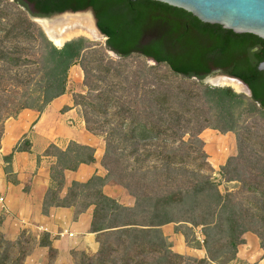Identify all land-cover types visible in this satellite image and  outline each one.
<instances>
[{
    "label": "trees",
    "instance_id": "trees-1",
    "mask_svg": "<svg viewBox=\"0 0 264 264\" xmlns=\"http://www.w3.org/2000/svg\"><path fill=\"white\" fill-rule=\"evenodd\" d=\"M17 1L38 17L91 9L98 29L107 38L106 46L121 58L139 54L152 59L157 64L166 65L175 75L187 79L195 78L201 85H204L201 81L211 76L214 71H220L243 82L251 91L252 103L256 106L259 104V109L264 111V71L258 70V65L264 62V40L256 36L239 35L218 25L201 23L183 10L149 0ZM29 5L33 6L34 11L29 10ZM4 38L18 42H22L19 39H23L29 44L35 42L39 46L40 56L35 58L28 49H19L17 46L0 49V65L8 67V75L0 74V137L3 132V121L17 117L26 109L41 114L54 99L66 93L68 71L78 63L87 43L83 39H77L57 48L40 33L34 34L31 27L22 21L4 31ZM33 84L40 87H29ZM6 85L7 87H2ZM203 93L219 118L216 126L192 123L190 120L182 121L181 116L190 110V98L193 96L191 93H188V97L184 100H180L182 101L180 109L171 104L173 98L168 90L159 87H151L145 91V97L150 103L144 104L142 109L135 110L132 106L121 103L120 100H113L116 114L123 120L126 118L130 120L128 128L126 122H121L120 127L124 131L119 139L124 144V150L130 148L128 157L135 158L137 162L159 165L158 167L164 170L154 175L152 184L156 185L157 193L153 196L149 195V191L144 194L146 199L152 200L149 207L154 220L148 225L128 221L123 225L129 227L128 232H151L155 230L151 228L176 222V219H164V216L169 214L170 209L183 205L185 195L190 192L201 193L205 186L210 184L208 180L199 182L195 179L179 177L180 166L191 159L188 155H178L177 150L168 148L176 144H185L183 140L185 135L192 140L205 128L221 132L236 131L237 121L230 111L229 104L239 102L241 96L228 87H204ZM111 102L112 100L108 103ZM124 116L128 117L124 118ZM193 124L199 127L193 128ZM195 140L199 142L198 139ZM111 142L107 139V150L111 147ZM148 146L156 147L157 150H146ZM188 147L196 154L190 161L192 164H196L198 158L204 159V163L196 165L195 170L203 171L204 166L209 170L210 167L205 162V154L200 150L197 151L191 142ZM51 150L56 151L58 156H54ZM19 152H30V143L25 138L8 156L4 157V162L10 164L13 155ZM44 156L56 158V161L50 165V188L53 184L58 188L51 193L50 198L47 199V195L44 198L43 214H47V209L50 207L73 208L72 200L78 196V193L73 192L75 189L91 190L86 195L90 199L86 208L93 207L90 233H101L108 228L104 221L109 210L132 211L122 208L103 193L105 180L98 176L91 177L85 183L72 182L63 199L60 200L56 196L64 186V172H75L81 165L94 163L92 148L71 142L65 150H60L52 144L45 150ZM242 156L240 152V155L233 160L240 161ZM104 167L109 171L105 163ZM259 177L261 179L257 180ZM253 179L254 181L242 180L243 188L254 197V200L249 202L254 214L248 217L250 222L264 226V170L251 180ZM146 180L145 174L140 176L139 185L142 183L146 187ZM96 184L98 185L94 190ZM164 188L166 191H160ZM225 220L227 238L222 240V246L231 249L230 256L235 259L237 247L242 242V232L239 230L240 217L232 212ZM2 222L3 218L0 217V227ZM9 246L10 244L0 233V264H24L27 254L23 253L21 257L11 259ZM40 246L49 247L48 238L44 243H40ZM159 249L153 245L139 243H132L129 246L128 244L102 246L97 254L85 257L86 261L83 264H154L155 261L156 264H173L183 260L176 254L166 250L162 252ZM49 251L54 250L49 247ZM149 255L153 259L149 258ZM150 260L152 263L149 262ZM197 263L206 264L204 260Z\"/></svg>",
    "mask_w": 264,
    "mask_h": 264
},
{
    "label": "rangeland",
    "instance_id": "rangeland-1",
    "mask_svg": "<svg viewBox=\"0 0 264 264\" xmlns=\"http://www.w3.org/2000/svg\"><path fill=\"white\" fill-rule=\"evenodd\" d=\"M29 14L30 12L26 8L13 0H0V49L17 46L19 49H28L30 54L35 55V58L40 56L37 43L29 44L23 39H19L22 42H18L4 38V31L22 21L31 27L34 34L40 33L47 39L45 36L47 27L43 23L33 22ZM61 22L63 20L56 22L55 26L58 25L57 27L63 33H69L67 35L69 40L83 39L87 42L78 63L68 71L64 95L66 99L72 101L73 108L83 121L85 128L90 130L88 132L99 139L104 148L100 168L103 176H99L105 180L102 191L107 197L116 201L119 206L132 211L109 210L104 221L105 226L108 227L105 231L101 233H90L89 231L82 237L83 248L81 250H76L78 248L76 245L74 250L61 257H58L55 251L44 253L38 250V244L47 241L44 231L41 232L39 240H36L34 234L26 229L22 230L15 240H9L8 236L4 235L0 229L4 240L10 244L8 248L11 259H17L24 253L27 254L24 264H83L86 261L85 257L97 254L102 246H119L120 244L129 246L132 243H139L159 247L162 252L166 250L183 259L173 264H198L197 262L200 260H204L206 264H264V226L257 222H250L248 216H252L254 211L250 208L249 202H252L254 197L242 185V180L254 181L251 179L260 175L264 170V111L254 105L246 93H239L241 100L229 104L230 111L237 121L235 132H221L205 128L192 140L188 135H185L183 139L185 144L168 147L170 150H177L178 155H188L191 160L195 158L196 154L188 147L190 142L197 151H202L210 169L208 170L204 166L205 170L199 172L195 170L196 165L203 164L204 159L198 158L196 164H192L188 159L189 162L180 166L179 177L195 179L199 182L208 180L210 184L205 186L201 193L194 194L189 191L190 193L185 195L184 204L170 209L169 214L164 216V219L172 218L176 219V222L151 228L155 229L152 230L153 232L133 231L130 233L128 232L129 227L123 226L126 222L133 221L140 225H148L150 221L154 220L149 207L152 200L146 199L144 194L148 191L152 196L157 193L156 185L152 184L154 175L156 176L164 170L158 167L159 165L150 162H137L135 158L128 157L130 148L124 150V144L119 139L124 131L120 127L121 122H126V128H128L130 120L128 118L123 120L116 114L113 100H120L121 103L128 104L135 110L142 109L144 104L150 103L145 97V91L151 87H159L168 90L173 98L171 104L180 109L182 105L180 100H184L188 97V93H191L193 96L190 98V110L181 116L182 121L190 120L192 123L216 126L219 123V118L203 93L204 87L213 86L201 85L196 79L175 75L166 65L157 64L139 54H132L127 58L115 57L106 51L105 39L98 36L88 38L84 33L76 36L73 33L75 29L63 30L65 24ZM77 29L79 28L77 27ZM23 54L27 55V53ZM7 73L8 67L0 65V74L8 75ZM2 87H7V85ZM29 87L40 86L33 84ZM215 88H223V86L218 85ZM110 100L112 102L108 103ZM65 110L66 108L63 109V111ZM12 119H16V117L3 121L0 142L4 133V124L8 120L11 122ZM56 125L58 126V124ZM193 125V128L199 127L196 124ZM30 130L32 131V129ZM55 132L51 135L52 138L58 140V143L53 145L57 148L64 146L65 143L57 138L58 135ZM107 139L112 141L109 150L106 147ZM145 149L157 150L156 147L150 146ZM142 150L143 148L140 152ZM50 152L54 156H58L56 151L51 150ZM240 152L243 155L242 159L240 161L233 160L240 155ZM49 158L47 160L50 161L49 163L56 161L55 157ZM104 163L110 173L104 167ZM0 165L3 167L6 182L16 184L15 174L12 172L10 164H6L4 160L1 164L0 159ZM143 174L147 176L146 187L143 186L144 184L142 185L143 180L140 185L138 183V178ZM260 179L259 177L257 180ZM97 185L94 186V190ZM57 188L56 184L51 186L49 192L46 193L47 199ZM89 191L91 190H73L78 193L76 199L72 200L74 217L80 211L84 213L87 210L86 204L90 199L86 195ZM160 191H166V189ZM60 192L56 196L59 197ZM232 212L240 217L239 230L242 232V242L237 247L235 259L230 256L231 249L222 246V240L227 238L225 219ZM7 216L6 209L2 208L0 204V217L4 221ZM138 228L148 229L147 227ZM89 236L91 243L87 241ZM155 255L159 257L158 254ZM148 257L153 259L151 255ZM149 262L152 263L151 260Z\"/></svg>",
    "mask_w": 264,
    "mask_h": 264
},
{
    "label": "crops",
    "instance_id": "crops-1",
    "mask_svg": "<svg viewBox=\"0 0 264 264\" xmlns=\"http://www.w3.org/2000/svg\"><path fill=\"white\" fill-rule=\"evenodd\" d=\"M73 107L72 101L62 95L54 99L41 114L24 110L16 119L11 122L8 120L4 124L0 142L1 164L3 158L8 156L22 139L25 138L30 143V152L15 153L10 162L16 184L6 182L3 167L0 165V197L4 198L3 206L8 213L0 227L2 233L8 236L9 240H15L20 232L26 229L39 240L41 232L44 231L49 247L58 257L68 254L76 245V250L83 248L81 240L90 231L93 208L88 207L76 217L72 208L50 207L47 214L42 213L43 201L50 187L49 166L54 163L47 161L50 158L44 156V152L50 145L58 143L51 133L56 131L57 138L65 143L64 146H58L61 150H65L71 142L94 150V163L81 165L75 172H64V186L58 199L65 197L72 182L85 183L93 176H103L100 171L104 153L101 141L86 131L83 121ZM87 241L91 243L90 236ZM49 247L38 244L40 252L47 253Z\"/></svg>",
    "mask_w": 264,
    "mask_h": 264
},
{
    "label": "water",
    "instance_id": "water-1",
    "mask_svg": "<svg viewBox=\"0 0 264 264\" xmlns=\"http://www.w3.org/2000/svg\"><path fill=\"white\" fill-rule=\"evenodd\" d=\"M161 4H165L169 7L180 9L188 14H191L194 18L204 24L218 25L225 30L232 31L235 34H250L264 40V0H149ZM82 17L87 16L90 19L92 27L99 35V37L107 38L101 33L97 27V21L91 9L83 11H66L60 14H55L50 17H38L30 12V19L38 24L42 22H52L57 19L65 17ZM43 27V26H42ZM44 29V28H43ZM45 33V29H44ZM67 34L60 33L56 34L55 42H51L46 36L47 40L57 48L63 47L66 43L72 40L65 41ZM106 51L111 53L115 57L121 58L120 55L111 51L105 44ZM152 60V59H150ZM153 61V60H152ZM156 63V62H155ZM259 71H264V62L258 65ZM218 78H228L239 82L243 85L247 92L246 95L251 99V91L249 88L240 80L225 75L220 71H214L211 76L206 77L202 84H209L213 87L216 85L215 81ZM195 79V78H192ZM199 82V81H198ZM222 87V86H221ZM235 92V91H233ZM236 93V92H235ZM239 94V93H236ZM260 108V105L257 104Z\"/></svg>",
    "mask_w": 264,
    "mask_h": 264
},
{
    "label": "bare ground",
    "instance_id": "bare-ground-1",
    "mask_svg": "<svg viewBox=\"0 0 264 264\" xmlns=\"http://www.w3.org/2000/svg\"><path fill=\"white\" fill-rule=\"evenodd\" d=\"M61 20H63V22H61V23L65 24V28L63 30H67L68 29L69 31H71V30L75 29L74 30L75 32H73V33L76 36H80V33H84L85 36L88 37V38L89 37H97V36L99 37V35L96 33V31L92 27V24H91V22H90V20H89V18L87 16L65 17V18L54 20L52 22H42L44 24V26L47 27L45 35L53 43L55 42L54 40L56 39V37H55L56 34H60V33L63 32L57 27L58 25L55 26V23L58 22V21H61ZM77 27L79 29H77ZM67 35L65 36V41L69 40L68 39L69 36L67 37ZM217 80L215 81L216 85H220V86H223V87H229V88L233 89L237 93H242V92L246 93L247 92L246 88H244L243 85H241L239 82H237L235 80L228 79V78H221V79L218 80L219 83L217 82Z\"/></svg>",
    "mask_w": 264,
    "mask_h": 264
},
{
    "label": "flooded vegetation",
    "instance_id": "flooded-vegetation-1",
    "mask_svg": "<svg viewBox=\"0 0 264 264\" xmlns=\"http://www.w3.org/2000/svg\"><path fill=\"white\" fill-rule=\"evenodd\" d=\"M15 1H16L15 3H17L18 5H21L19 1H17V0H15ZM22 1L25 2L24 0H22ZM29 10L34 11L32 5H29Z\"/></svg>",
    "mask_w": 264,
    "mask_h": 264
},
{
    "label": "built area",
    "instance_id": "built-area-1",
    "mask_svg": "<svg viewBox=\"0 0 264 264\" xmlns=\"http://www.w3.org/2000/svg\"><path fill=\"white\" fill-rule=\"evenodd\" d=\"M0 204L2 205V208H4V198L3 197H0ZM70 236H72V235H70Z\"/></svg>",
    "mask_w": 264,
    "mask_h": 264
}]
</instances>
